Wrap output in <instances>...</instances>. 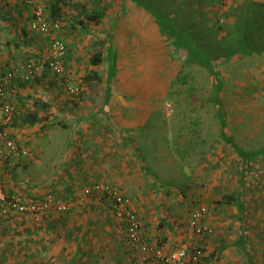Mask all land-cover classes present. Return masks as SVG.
I'll return each instance as SVG.
<instances>
[{
	"label": "crops",
	"instance_id": "0c3cea01",
	"mask_svg": "<svg viewBox=\"0 0 264 264\" xmlns=\"http://www.w3.org/2000/svg\"><path fill=\"white\" fill-rule=\"evenodd\" d=\"M42 1L49 16L52 0ZM72 10L73 17L62 11V28L55 25L54 32L67 44L65 67L80 84L99 47L96 33L83 30L75 21L79 13ZM32 14L25 0H0V76L49 56V39L31 30ZM61 87L49 73L12 83L9 100L17 113L8 130L30 154L0 165V190L29 197L52 193L68 198L71 208L37 216L0 214V264H149L126 241L112 202L103 195L84 194L93 182L109 183L130 199L141 219L143 238L153 246L171 252L189 243L190 213L205 203V224L213 233L194 236L189 251L201 249L202 264H263L264 161L261 167L239 166L229 172L209 202H197L196 188L180 196L177 187L162 183L152 143L138 136L146 123L138 107L129 110L111 97L106 103L104 96L91 91L71 98ZM65 131L69 143L60 149L54 141ZM165 169L162 174H167ZM174 202L182 205L173 211ZM189 202L195 203L189 207Z\"/></svg>",
	"mask_w": 264,
	"mask_h": 264
},
{
	"label": "rangeland",
	"instance_id": "374dc122",
	"mask_svg": "<svg viewBox=\"0 0 264 264\" xmlns=\"http://www.w3.org/2000/svg\"><path fill=\"white\" fill-rule=\"evenodd\" d=\"M105 1L110 4V14L105 26H101V32L105 29L104 32L114 36L107 41H112L120 54L116 53L121 61L120 86L123 84L122 88H125L126 81L133 82L126 87L132 92L125 90L121 96L114 93L112 99H118L120 103L125 101L129 110L131 104L137 103L140 113L145 114L146 123L140 126L138 136H145V141L152 143V155L162 166L167 163L165 169L154 159L162 183L177 187L180 196L185 195L187 189L190 191L196 188L199 190L197 202L211 201L216 188L224 184V177L229 172L234 173L235 168L241 165L240 157L233 148L222 143L224 137L221 139L223 125L220 124V115H223L227 137L232 143L252 154L264 150V54L251 55L242 61L218 66L223 84L220 93L222 110L219 111L220 106L216 105L214 98V78L202 67L191 69V76L188 78L190 87H185L187 89L183 92L175 87L176 93L171 94L174 91L169 89V85L178 70L177 58L174 56L170 59L166 71L165 60L162 59L163 43L157 45L155 42L158 39L155 24L141 10L133 6L126 9L121 4L122 0ZM161 1L160 5H164L161 8H168V2ZM80 2L88 10H92L88 6L89 0ZM134 25L141 27L139 31L142 29L140 32L143 36V39L136 38L137 41L142 39L136 50L138 55L135 53V45L129 47V32H133ZM96 41H99L98 37ZM141 46L143 49L140 51ZM128 55L133 58L138 56L139 63L136 65L139 64V68L146 71L139 74L134 70L129 73L132 64L129 63ZM59 80L57 78L58 83ZM77 86L80 84L77 83ZM61 89L65 93V89ZM69 135V131H65L62 138H56L54 143L61 144L60 149L67 147ZM251 161L247 168L261 167L264 157L260 159L256 154ZM164 169L167 174L161 173ZM227 183L230 184L231 181ZM232 185L231 183L230 186ZM194 203L189 202V207ZM213 204L215 203L210 202L211 206ZM181 205L182 203L174 202L170 206L174 211Z\"/></svg>",
	"mask_w": 264,
	"mask_h": 264
},
{
	"label": "trees",
	"instance_id": "16d2710c",
	"mask_svg": "<svg viewBox=\"0 0 264 264\" xmlns=\"http://www.w3.org/2000/svg\"><path fill=\"white\" fill-rule=\"evenodd\" d=\"M25 1L29 2L31 7H34L37 3L43 5L42 0ZM122 1L121 4H124L126 9L133 6L137 10H141L155 24L158 31V36L156 35L158 39L155 42L157 45L163 43L162 59L165 60L164 69L166 71L170 59L176 56L178 70L169 85V89L174 91L171 94L176 93L175 87L180 88L181 92L185 91L188 88L187 86L190 87L188 78L191 76V69L202 67L214 78V98L216 105L220 106L219 111H221L220 93L223 84L220 80L221 72L218 66L229 62L242 61L251 55L262 56L264 54V0H234L235 2L233 0H165V3L168 2V8L165 9H162L164 5H160L161 0ZM50 2L51 5H48L49 18L54 27L58 25L59 29L62 28L63 10L66 15L73 17L72 9H74L79 13V16L75 17L76 23L86 32L94 31L96 38H99V41H96V47H99V50H96L92 55L88 64L91 70L81 78L82 81L77 93L71 95L81 98L86 96L83 95V91L96 92L98 97L104 96L107 103L109 97L113 98L115 96L114 93L121 96L125 90L128 93L132 92L126 88L133 83L131 80L126 81L125 88H122L123 84L122 86L119 84L121 82L119 62L121 63V61L118 60L116 55V53L119 54V51L112 41H107L113 39V34L107 31L104 32L105 29L101 32V26L103 27L102 24L104 21L106 23V19L110 14V4L105 0H89L88 6L92 10H88L80 0H52ZM70 17L68 18L70 19ZM71 28L77 27L71 25ZM139 28L141 27L134 25L133 32H129V47L136 46V55H138L136 50L143 39L140 32L142 29L139 31ZM54 30L56 31V28ZM136 38L142 39L137 41ZM141 49H143V46H141L140 51ZM146 50L150 51L148 48ZM137 58L138 56L133 58L128 55L129 63L132 64L129 73L134 72V70H137L139 74L141 71H146L144 68L140 69L139 64L136 65L139 63ZM46 73H49L55 79H60V86L65 89L64 91L68 95L70 93L67 87L75 88L77 86L75 83L77 80L71 77V73L66 67L62 76L45 70L42 73H36L31 79L17 77L14 81L19 79L31 82ZM80 90H82V93ZM99 92H102V94ZM126 98L124 95V99ZM114 101L120 102L118 99H114ZM131 105L134 108L139 106L137 103ZM15 109L17 113V108L15 107ZM220 116L222 117L220 124L223 125L221 139L224 137L222 143L225 142L233 148L234 152L240 157L242 168H247L248 163L255 158L256 154L257 156L261 154L264 157V150L252 154L241 150L235 143H232L226 133L223 115ZM225 203L227 205L231 204V202ZM193 252L189 251L190 256Z\"/></svg>",
	"mask_w": 264,
	"mask_h": 264
},
{
	"label": "built area",
	"instance_id": "2783aa9c",
	"mask_svg": "<svg viewBox=\"0 0 264 264\" xmlns=\"http://www.w3.org/2000/svg\"><path fill=\"white\" fill-rule=\"evenodd\" d=\"M30 27L34 33L49 39V56L41 61H27L7 70L0 76V165L11 159H23L30 154L27 149L18 145L8 130V127L14 122L16 113L15 106L9 100V91L14 80L17 77L31 79L36 73H42L45 70L58 76H62L65 72L66 43L55 35L54 28L56 26L52 25L44 5L41 3H37L33 7ZM67 90L70 94H75L79 90V86H75V88L69 86ZM84 194L86 196L103 195L112 202L114 217L125 232L126 241L131 247L144 254V260L149 264H202L203 251L196 247L190 256L189 249L194 236L201 238L213 233V228L205 224L209 213L205 203H200L190 213L188 226L192 239L189 243L181 244L175 250L166 252L163 248L153 246L144 240L141 219L132 209L130 199L118 188L106 182H93L84 188ZM70 208L71 202L68 198L52 193L44 197H29L9 194L0 190V214L3 216L12 212L33 216L49 212L65 213Z\"/></svg>",
	"mask_w": 264,
	"mask_h": 264
}]
</instances>
